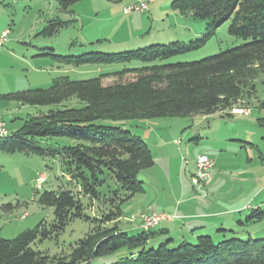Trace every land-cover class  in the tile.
I'll return each mask as SVG.
<instances>
[{
	"label": "trees",
	"instance_id": "1",
	"mask_svg": "<svg viewBox=\"0 0 264 264\" xmlns=\"http://www.w3.org/2000/svg\"><path fill=\"white\" fill-rule=\"evenodd\" d=\"M57 1L61 12L70 13L79 0ZM172 7L180 14L208 20V33L190 42L178 40L120 52L64 56L44 48L57 61L75 66L133 60L150 63L106 74L121 79L132 74L133 79L105 86L102 76L84 80L58 76L48 88L0 95L23 105L49 107L28 115L16 131L0 136V152L58 156L70 185L40 194V203L53 209L51 224L42 220L11 239L0 234V264H94L97 257L120 251L125 255L112 264H264V237L231 236L217 242L204 234L195 243L170 246L171 240H166L154 247L149 242L156 231L144 229L131 235L120 228L123 203L144 192L138 174L155 160L142 137L114 122L223 114L252 97L256 79L264 74V0H173ZM229 19V32L249 41L199 60L157 63L202 47ZM70 24L71 20L60 17L50 19L40 34L52 37ZM74 99L82 105L72 106ZM258 121L264 127V117ZM53 137H67L75 143H53L57 147L49 144L47 149L40 145V139ZM88 209L94 216L87 214ZM76 219L94 226L69 254L51 256L33 247L38 241L57 237ZM263 219L264 211L257 208L247 222Z\"/></svg>",
	"mask_w": 264,
	"mask_h": 264
},
{
	"label": "rangeland",
	"instance_id": "2",
	"mask_svg": "<svg viewBox=\"0 0 264 264\" xmlns=\"http://www.w3.org/2000/svg\"><path fill=\"white\" fill-rule=\"evenodd\" d=\"M172 2L173 0H79L72 6L73 12L66 13L59 10L57 0H4L1 4L0 25L9 28L12 34L23 36L18 45H9L16 52H28L29 49L35 51L37 46L38 53L49 52L44 48H53L56 54L64 56L93 51L120 52L178 40L190 42L208 33V20L196 18L192 14H180L172 7ZM142 3L147 4L144 11L134 8ZM57 17L71 20V24L52 37L40 34L48 20ZM230 23L231 19L222 23L197 50L157 63L199 60L249 41L232 35L229 32ZM47 56L49 61L46 62V72H49L50 77L69 76L73 80H84L102 76L105 86L134 78L132 74L122 79L113 74H106L126 67L135 68L150 64L133 60L126 63H85L75 66L59 62L49 54ZM255 82L254 95L245 97L241 105L251 109L248 114L230 113L231 115L224 116L223 114L229 113L228 109L223 114L209 116H168L114 122L142 137L151 148L155 160L153 166L141 170L138 174V179L144 182V192L136 194L122 205L121 229L131 235L140 234L143 231V228L139 227L140 216L145 208L150 207L166 215L172 211L170 192L173 189L179 194L181 181L185 182L189 192L192 187L190 174L195 171L197 158L201 154H215L217 158L218 154L233 155L234 150H237L239 156L245 159V165L251 164L249 160L254 157L256 173L264 176V127L258 121L264 117V74H260ZM71 105L81 106L82 103L74 99ZM3 112L7 116V111ZM239 139L244 140V143ZM247 140L254 141L255 145L245 143ZM39 143L47 149L49 144L57 147L56 144L72 145L75 141L67 137H53L40 139ZM0 165L1 236L14 238L19 233L34 228L42 220L51 224L54 219L53 209L41 204L39 197L45 190L70 188L69 175L61 159L52 154L29 156L19 152H0ZM223 172L231 173L225 169ZM42 173L45 175V181L40 184L39 176ZM258 184L264 190V181H258ZM250 213L251 211L248 215ZM87 214L94 216L90 209ZM245 216L242 218L244 226H237L239 221H236L237 232H227L228 237L242 235L244 237L240 238L247 240L250 238L246 235L247 232L261 224L256 222L247 225ZM164 225L162 223L155 231L160 232ZM93 226L91 221L76 219L57 237L38 241L33 247L51 256L69 254L77 241ZM161 235V232L158 233L157 239L149 242V246H159L158 239ZM214 239L218 242L223 238ZM124 255V252L120 251L97 257L94 264H112Z\"/></svg>",
	"mask_w": 264,
	"mask_h": 264
},
{
	"label": "crops",
	"instance_id": "3",
	"mask_svg": "<svg viewBox=\"0 0 264 264\" xmlns=\"http://www.w3.org/2000/svg\"><path fill=\"white\" fill-rule=\"evenodd\" d=\"M3 1L0 0V14ZM6 30L9 28L0 25V34ZM22 37V35L12 34L9 30L8 39L0 50V95L28 89L48 88L56 78V76L50 77L49 72H46L48 54L38 53L37 46L36 52L31 49L28 52H16L9 47V45H18ZM48 108L23 105L0 96V116L11 133L23 125L28 115H38L47 111ZM3 111H7V116ZM239 140L244 143V140ZM245 143L255 145L254 141L247 140ZM208 156L213 161L211 169L214 170L204 188L205 191L199 190L191 182V176L195 172L193 171L190 174L189 181L192 189L190 188L189 192L184 181L179 184V194L173 189L170 192L172 211L167 213L168 219L163 222L165 225L160 229L162 235L158 239L159 243L164 242L163 239L171 240L170 246H176L182 241L195 243L198 237L204 234H210L213 238L220 240L228 237L227 232H237L236 221H239L237 226H244L242 224L244 215H246L247 225L256 223L247 222V217L251 214L248 215V213L253 209L261 208L264 211V190L258 184V181H264V176L256 173L254 157L249 160L251 164L245 165L243 162L245 159L239 156L237 150H234L233 155L218 154L217 158L215 154ZM220 161L222 164H219ZM215 167L218 168L215 169ZM223 169L231 173L224 174ZM259 197L261 198L258 199ZM258 222L261 224L250 229L246 235L264 236V219ZM139 227H142V220ZM156 228L152 230L155 231ZM160 232H157L151 241L157 239Z\"/></svg>",
	"mask_w": 264,
	"mask_h": 264
},
{
	"label": "built area",
	"instance_id": "4",
	"mask_svg": "<svg viewBox=\"0 0 264 264\" xmlns=\"http://www.w3.org/2000/svg\"><path fill=\"white\" fill-rule=\"evenodd\" d=\"M136 10L144 11L147 8L146 3L136 5L134 7ZM129 10V9H128ZM9 31L6 30L0 34V50L3 47L4 43L7 41ZM242 104L236 105L229 110V113H245L248 114L251 112L250 108L242 107ZM10 131L7 127L6 122L0 116V136L4 137L9 135ZM213 166V161L207 154H201L198 156L195 164V172L191 176V182L195 187L201 191H205V186L208 184L211 178V168ZM40 184L45 181V175L42 173L39 176ZM142 220V227L145 230H150L161 225L168 216L165 213L158 212L151 209L150 207L145 208L140 216Z\"/></svg>",
	"mask_w": 264,
	"mask_h": 264
}]
</instances>
